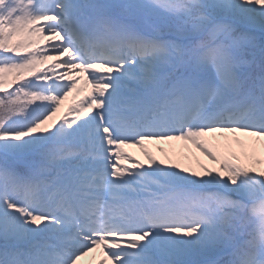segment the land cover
<instances>
[{
    "label": "snow or ice",
    "instance_id": "1",
    "mask_svg": "<svg viewBox=\"0 0 264 264\" xmlns=\"http://www.w3.org/2000/svg\"><path fill=\"white\" fill-rule=\"evenodd\" d=\"M0 93V264H264V0H0Z\"/></svg>",
    "mask_w": 264,
    "mask_h": 264
},
{
    "label": "rangeland",
    "instance_id": "2",
    "mask_svg": "<svg viewBox=\"0 0 264 264\" xmlns=\"http://www.w3.org/2000/svg\"><path fill=\"white\" fill-rule=\"evenodd\" d=\"M13 89H8V91H12ZM4 93H0V96H3ZM90 97L87 95L86 91L83 93L79 98L76 97V94L73 93L72 96L65 101L64 105L61 106V112L58 113L57 117H54V120L57 121V126L59 122H62V118L67 115L69 119L75 117V113H71L69 111V106L73 103H79L86 101ZM94 113H90L89 115H93ZM52 123L51 121L49 122ZM218 136H210L208 139L213 143L216 144L218 142ZM231 139V135H227ZM240 139L247 141L248 137L241 136ZM221 143L223 141H220ZM145 147L153 153L157 160H165L168 161L169 157H171L172 162L180 163L181 166L190 167L196 171H202L201 165L207 167L218 168L219 165H214L211 160L208 159L203 153H201L198 149H196L192 145H185V142H172V143H149L146 144ZM163 149L164 151H160ZM173 149H175L176 153H180L181 149H184L182 155H174ZM238 150V149H237ZM124 151L129 153L132 157L139 160L141 163L147 167L148 161L143 155V151L139 147H125ZM261 158H264V153H261ZM122 167L130 166V162L121 165ZM102 254V251L98 249L97 255L99 256Z\"/></svg>",
    "mask_w": 264,
    "mask_h": 264
},
{
    "label": "bare ground",
    "instance_id": "3",
    "mask_svg": "<svg viewBox=\"0 0 264 264\" xmlns=\"http://www.w3.org/2000/svg\"><path fill=\"white\" fill-rule=\"evenodd\" d=\"M87 91L92 94V88L91 85H88ZM220 134H216V136H218ZM225 135H231V134H225ZM97 255V251L95 253L90 254L88 257H86L84 260L81 261V264H99V261L101 259H104V256L101 257L100 256H96Z\"/></svg>",
    "mask_w": 264,
    "mask_h": 264
}]
</instances>
